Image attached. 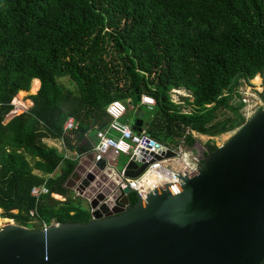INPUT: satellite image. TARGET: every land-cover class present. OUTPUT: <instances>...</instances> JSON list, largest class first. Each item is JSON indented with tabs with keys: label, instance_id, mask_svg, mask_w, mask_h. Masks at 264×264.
I'll use <instances>...</instances> for the list:
<instances>
[{
	"label": "trees",
	"instance_id": "16d2710c",
	"mask_svg": "<svg viewBox=\"0 0 264 264\" xmlns=\"http://www.w3.org/2000/svg\"><path fill=\"white\" fill-rule=\"evenodd\" d=\"M257 75L264 87V0H0V217L29 227L35 209L48 224H87L90 213L66 186L78 159L42 139L85 154L111 121L107 106L119 99L135 111L144 93L155 104L141 130L194 150V133L216 137L244 124L229 99ZM34 79L40 86L26 107L19 93ZM173 88L191 101L172 103ZM68 117L78 128L63 135ZM216 149L207 144L202 162ZM39 185L49 194L37 201ZM128 199L134 208L136 195Z\"/></svg>",
	"mask_w": 264,
	"mask_h": 264
},
{
	"label": "water",
	"instance_id": "95a60500",
	"mask_svg": "<svg viewBox=\"0 0 264 264\" xmlns=\"http://www.w3.org/2000/svg\"><path fill=\"white\" fill-rule=\"evenodd\" d=\"M133 116L131 129L141 132L145 110L138 107ZM173 155L168 151L165 157ZM90 166L77 164L67 188L82 178L77 189L86 198L114 199L120 181L112 178L115 169L101 172L103 162L87 172ZM146 166L129 161L124 174L137 177ZM179 179V190L171 185L154 190L146 200L137 198L132 209L126 188L118 207L102 208L105 218L87 224L42 231L8 223L0 229V264H262L264 110L209 153L197 174ZM97 205L94 200L93 208Z\"/></svg>",
	"mask_w": 264,
	"mask_h": 264
},
{
	"label": "built area",
	"instance_id": "2783aa9c",
	"mask_svg": "<svg viewBox=\"0 0 264 264\" xmlns=\"http://www.w3.org/2000/svg\"><path fill=\"white\" fill-rule=\"evenodd\" d=\"M181 89L173 88L170 90L171 102L176 105H182V99L179 97ZM187 92V91H186ZM240 106L244 107V121H248L252 117V113H249L251 108L249 93H241ZM187 96V94H183ZM178 96V97H177ZM182 96V95H181ZM154 98L148 94H140L139 107H145L151 110L154 106ZM106 113L111 118L109 125L104 129H97L95 133V142L92 144V148L85 154L78 155V163L82 161L83 157L91 156V166L85 168L87 172H92L93 168H98L99 164L105 162V171L108 168H114L111 166L109 156L117 157L124 155L128 157V162L133 161L140 167L143 164H147L142 173L137 177L130 178L125 176V166L118 170L115 169V173L112 176H119L120 181L116 183V188L112 191L115 194V198L110 196L103 201H98L94 195L92 198L85 197V191L80 192L77 189L78 184L81 183L82 178L76 183L75 188L72 189V198L82 199L87 202L88 213H90L91 220L95 221L97 217L105 218L106 213L102 211V208H106L107 211L112 212L114 208L118 207V202L123 198V190L129 189L131 193L136 195V198L146 200L149 193L157 189H163L167 185L173 186L175 189L180 188L179 176L191 177L197 174V170L202 163L203 152L201 155H197L193 148H188L180 142L176 147L172 145H165L157 142L156 140L147 136L144 130L141 132H135L131 129V124L124 120L127 113V108L124 102L115 99L106 108ZM241 115V114H240ZM78 122L73 117H68L62 126V134L69 135L71 132L77 130ZM62 140V139H60ZM63 142V141H62ZM170 151L174 155L171 157H165L166 153ZM149 157V160L146 158ZM159 157L160 160H157ZM127 162V163H128ZM155 178V183L149 181L150 178ZM129 193V194H131ZM49 194L45 185L35 186L31 191V195L38 201L42 195ZM50 196L58 201H64L65 197L50 193ZM129 196V195H128ZM96 200L98 205L93 208V202ZM112 201V205L108 202ZM127 210V206L123 207ZM17 213L18 211H14ZM30 217L32 219L31 224H39L38 230L46 231L51 226H57L58 223L50 222L45 223L39 218L37 210L30 211ZM12 220V224H17L15 220ZM2 229V227H0Z\"/></svg>",
	"mask_w": 264,
	"mask_h": 264
},
{
	"label": "rangeland",
	"instance_id": "374dc122",
	"mask_svg": "<svg viewBox=\"0 0 264 264\" xmlns=\"http://www.w3.org/2000/svg\"><path fill=\"white\" fill-rule=\"evenodd\" d=\"M258 76L260 77L258 84H255L254 80H250L248 83L242 82L238 86L236 94H233L230 97V99H229L230 107H232L233 109H238L240 107V98H241L240 95L241 94H239V92L241 91V93H249V96H250L249 104H251V108L249 109V113L253 114L252 117L255 114H257L258 112L264 110V87H263L261 76L260 75H258ZM59 83L66 85L68 88L69 87L70 88L73 87L72 83L69 82V80L67 79L66 76L60 77L59 78ZM180 91L182 93H180L179 97L188 98L189 101H191L190 95L185 90L181 89ZM33 93L29 92L28 90L27 91L25 90L24 93L22 91H20L19 94H20L21 98H23V103H24V105L26 107L27 106L29 107V105L31 104V99L30 98H26V97L28 95H30V94H33ZM183 94H187V96H184ZM14 104H16V103H14ZM125 105H126V108H127V113H126V115L124 117V120L128 121L129 123H131L133 121V119H134L133 115H134L135 111L132 109V105H129V104H126V103H125ZM142 108L144 110H146V114H145L144 119H147L149 113H147V109L145 107H142ZM182 110L184 112H188V111H190V108L189 107H184ZM220 113H221L222 116L231 115L228 111H220ZM238 113H239V115L241 114V117H242V114L245 116L246 113H244V107L240 108ZM242 119H243V117H242ZM240 127H237L234 130L229 131V132L224 133V134H221L219 136L210 137V138L208 136H203V135H199L197 133H194V137H196L197 140H198V142L194 146V152L197 155H201L202 151L204 149H206L207 144H214L216 147L222 146L223 144H225L228 141L229 138H231V136H233V134ZM92 137H93V134H92ZM83 158L84 159H88L87 156L83 157ZM109 161L111 162V166H113L114 168H116L118 170H121L127 164L128 157L124 156V155H120V156H117V157L109 156ZM80 164H82V163H80ZM71 196H72V194L70 192L69 197L71 198ZM76 202H79L81 210H83V211L86 210L87 202L85 200H79V201L73 202V204L75 206H77ZM1 212L2 211L0 210V214H1ZM0 218L4 219L2 217H0ZM6 224H8V223H2L0 225V227L3 228L4 226H6ZM16 225H18V224H16ZM38 226H39V224L35 223V224H30L28 228L37 229L38 230V228H39Z\"/></svg>",
	"mask_w": 264,
	"mask_h": 264
},
{
	"label": "crops",
	"instance_id": "0c3cea01",
	"mask_svg": "<svg viewBox=\"0 0 264 264\" xmlns=\"http://www.w3.org/2000/svg\"><path fill=\"white\" fill-rule=\"evenodd\" d=\"M257 76H258V75H257ZM36 82L38 83V85H37V90H38V88H39V86H40V81H39L38 79H34V80L32 81V84L30 85V87H31L30 90H32V89L36 86ZM30 90H29V92H30ZM37 90H36V91H37ZM22 91H25V90H22ZM36 91H35V92H36ZM35 92H34V93H35ZM34 93H33V94H34ZM30 105H31V104H30ZM130 124H131V123H130ZM88 140H90L92 144L95 142V138H94V137L88 138ZM42 142H43L45 145H47L48 147H51V148L56 149L57 152L60 153V154H61L63 157H65V158H69V159H72V160H74V159H78V153H76L75 151H70V150L66 149V148L64 147V144H63L62 140H60V139L44 138V139H42ZM90 159H91V156H88V159H84V158H83L82 161L80 160V162H79L78 164L82 163V164H80V165L84 168L85 166L91 164V162L88 163V161H90ZM36 173H38V172L36 171ZM40 174H41V173H40ZM44 177H46V176L44 175ZM39 186H40V185H39ZM87 208H88V207H86V209H87ZM87 210H88V209H87Z\"/></svg>",
	"mask_w": 264,
	"mask_h": 264
},
{
	"label": "bare ground",
	"instance_id": "6f19581e",
	"mask_svg": "<svg viewBox=\"0 0 264 264\" xmlns=\"http://www.w3.org/2000/svg\"><path fill=\"white\" fill-rule=\"evenodd\" d=\"M259 79H260V77H259V76H256V77L253 79V80H254V83H255V84H258V83H259ZM37 85H38V83L36 82V86H35L32 90H30V92H32V93L35 92V91L37 90ZM22 92L24 93L25 91H22ZM149 181H151L152 184L156 182L154 177L150 178ZM2 223H9V224H12V220H11V219H8V218H4V219H1V218H0V225H1Z\"/></svg>",
	"mask_w": 264,
	"mask_h": 264
},
{
	"label": "clouds",
	"instance_id": "9594fccd",
	"mask_svg": "<svg viewBox=\"0 0 264 264\" xmlns=\"http://www.w3.org/2000/svg\"><path fill=\"white\" fill-rule=\"evenodd\" d=\"M179 89H182V88H179ZM184 90V89H183ZM188 93V92H187ZM189 94V93H188ZM140 102V101H139Z\"/></svg>",
	"mask_w": 264,
	"mask_h": 264
}]
</instances>
